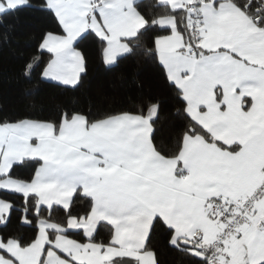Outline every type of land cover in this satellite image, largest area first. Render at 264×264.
<instances>
[{"label":"snow or ice","instance_id":"snow-or-ice-1","mask_svg":"<svg viewBox=\"0 0 264 264\" xmlns=\"http://www.w3.org/2000/svg\"><path fill=\"white\" fill-rule=\"evenodd\" d=\"M25 10L47 21L33 89L78 88L95 38L105 66L160 68L167 99L0 109V264H157L156 235L188 264H264V0H0V24Z\"/></svg>","mask_w":264,"mask_h":264},{"label":"trees","instance_id":"trees-1","mask_svg":"<svg viewBox=\"0 0 264 264\" xmlns=\"http://www.w3.org/2000/svg\"><path fill=\"white\" fill-rule=\"evenodd\" d=\"M46 19L37 12L21 11L5 18L0 24V32L9 31L7 44H0V109L10 115L24 114L31 109L33 102L36 110L48 114L57 104H75L87 108L90 104L99 108H119L128 104V97L136 95V83L142 90L152 92L166 100L162 84V70L155 65L145 64L136 57L119 59L113 66L102 62L100 45L95 38L85 41L81 47L87 57V74L75 90L64 91L47 84L33 89L31 84L20 75L25 59L34 52L35 37L46 27ZM46 58V56H45ZM35 83V80L32 81ZM168 108L161 113V122ZM29 169L18 168L17 174L27 176ZM82 206V205H79ZM9 229L27 237L31 229L16 220L9 224ZM109 229L104 224L97 228L96 239L107 240ZM149 249L154 252L157 264H188L187 258L170 247L163 235L153 236Z\"/></svg>","mask_w":264,"mask_h":264}]
</instances>
